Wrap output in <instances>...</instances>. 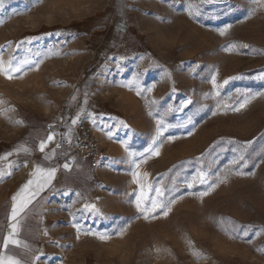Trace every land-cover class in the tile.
Masks as SVG:
<instances>
[{
	"label": "rangeland",
	"instance_id": "374dc122",
	"mask_svg": "<svg viewBox=\"0 0 264 264\" xmlns=\"http://www.w3.org/2000/svg\"><path fill=\"white\" fill-rule=\"evenodd\" d=\"M0 59V139L76 94L103 154L45 199L41 264H264L258 0H0Z\"/></svg>",
	"mask_w": 264,
	"mask_h": 264
},
{
	"label": "crops",
	"instance_id": "0c3cea01",
	"mask_svg": "<svg viewBox=\"0 0 264 264\" xmlns=\"http://www.w3.org/2000/svg\"><path fill=\"white\" fill-rule=\"evenodd\" d=\"M72 100L75 108L64 103L50 115L31 114L14 134L0 139V157H6L0 159V256L5 259L11 257L19 264H41L50 251L49 240L53 231L51 213L43 193L74 189L80 176L89 173V162L70 155V163H67L66 151L60 146L63 140L77 139L78 127L84 125L81 110L88 107L89 102L76 94L72 95ZM50 135L51 140L48 139ZM41 143L45 145L43 151ZM65 164L68 168L64 167ZM37 169H43L44 173L37 172ZM51 169H55V173L50 182L36 194ZM29 180L33 182L31 185H28ZM14 196L16 201H13ZM27 200L31 202L10 219L13 204L19 208ZM11 225H16L12 239L18 240L19 244L10 243L5 248L4 239L13 231Z\"/></svg>",
	"mask_w": 264,
	"mask_h": 264
},
{
	"label": "snow or ice",
	"instance_id": "6c2138e0",
	"mask_svg": "<svg viewBox=\"0 0 264 264\" xmlns=\"http://www.w3.org/2000/svg\"><path fill=\"white\" fill-rule=\"evenodd\" d=\"M258 2L261 4L262 7H264V0H258ZM192 7H193L192 5H189V9H191ZM189 15H192V12L191 11H189ZM223 34L224 33L221 32V35H223ZM244 47H248V45H244ZM25 63H27V61H25ZM20 70H21V66L20 65L13 66L11 61H8L7 62V65H5V62L2 59H0V75H4L6 78L11 79V78H13L12 77V73L19 72ZM225 83H227V81H225ZM149 91H150V89H149ZM247 103H248V100H245L244 101V104H241L240 107L241 108L244 107L245 104H247ZM236 110L239 111V109H236ZM75 122L76 121L74 120L73 123H75ZM157 134H158V136L160 135L159 130H158V133ZM48 139L51 140L52 139V136L50 135L48 137ZM154 143H155V141H154ZM44 146H45L44 143H41V146H40L41 151H43ZM155 154H158V152L155 153ZM4 158H6V157H0V159H4ZM64 167L65 168H68V165L65 164ZM36 171L39 172V173H44V170L43 169H37ZM54 173H55V169H51V170H49L46 173V176H47L48 179H46L44 181V183H41L38 186L36 194H38L39 191H41L43 189V187L46 185V183L50 182V178L54 175ZM34 175H35V173H34ZM198 178H199V182L200 183H205L206 182L205 181V174L204 173H200ZM195 179L196 178L194 177V180ZM32 183L33 182L31 180H29L28 185H31ZM137 183H139V181H137ZM28 185H26L25 187H27ZM192 186H193L192 183H189L188 184V187L189 188H191ZM149 190L151 191L152 189L150 188ZM21 191H23V189ZM154 191L156 193L155 197L148 196L143 190L137 196L136 208H137V210L139 212H141V213L144 214L145 219L148 218V215L150 213L155 212L157 209H166L167 206H168V203H169L168 201H165V200L161 199L164 196V192L160 188H155ZM207 194H208L207 192L201 193L202 196L203 195H207ZM16 199H17V197L14 196L13 197V201H16ZM145 201H150V205L151 206L149 207L147 204H145ZM30 202H31L30 200L25 201L24 203H22L20 205L19 208L14 203L13 204V209H12V217H10V219H14L18 215V213L20 211H23V208L26 206V204L27 203H30ZM171 202H174V201H171ZM86 207L94 208V206H91V205H86ZM163 214L165 216H167L168 212L167 211H164ZM11 227H12V230L13 231L10 232L9 233V236L8 237H5V239H4V247L5 248H7V246L10 243L11 244H19V241L18 240L12 239V237L14 236V234L16 232V225H11ZM89 234H91V233H89ZM98 238L101 239V240L107 239V237L104 236V235H100ZM0 264H19V261L15 260V259H13L11 257L5 259L4 257L0 256Z\"/></svg>",
	"mask_w": 264,
	"mask_h": 264
},
{
	"label": "built area",
	"instance_id": "2783aa9c",
	"mask_svg": "<svg viewBox=\"0 0 264 264\" xmlns=\"http://www.w3.org/2000/svg\"><path fill=\"white\" fill-rule=\"evenodd\" d=\"M78 132L79 137L77 139L60 142V146L66 151L65 161L70 163L69 156L75 155L81 160L89 162L90 166L96 169L103 158L102 150L99 144L92 139V134L88 127L80 125ZM52 191L44 192L43 196L49 200Z\"/></svg>",
	"mask_w": 264,
	"mask_h": 264
}]
</instances>
